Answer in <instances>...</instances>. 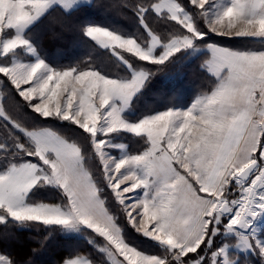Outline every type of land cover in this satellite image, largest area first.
<instances>
[{"label":"snow or ice","instance_id":"snow-or-ice-1","mask_svg":"<svg viewBox=\"0 0 264 264\" xmlns=\"http://www.w3.org/2000/svg\"><path fill=\"white\" fill-rule=\"evenodd\" d=\"M46 22L88 54L58 63ZM197 61L210 83L168 99ZM57 237L56 264H264V0H0V264Z\"/></svg>","mask_w":264,"mask_h":264},{"label":"trees","instance_id":"trees-1","mask_svg":"<svg viewBox=\"0 0 264 264\" xmlns=\"http://www.w3.org/2000/svg\"><path fill=\"white\" fill-rule=\"evenodd\" d=\"M99 3L105 5H111L118 3L119 0H98ZM98 22L105 23H120L121 26L131 25V21L127 19L126 14H123L119 9L113 7H106L101 11ZM37 32H43V40L45 49L53 56H55L56 61L60 64L71 63L74 60H78L81 57H84L88 54L89 49L92 47L89 41L83 40L80 35L76 32H64L56 36H53L52 31L48 28L47 22L45 25H41ZM232 46L240 47L243 46L241 42H227ZM63 54L64 58H61ZM204 57L201 58V61ZM197 61L196 64H193L188 68H181L177 65L175 68L170 67L166 71H182L183 76L167 87L171 89L168 95V99L172 100L178 104H187L194 98V96L199 93L208 83H210L206 74L198 70L197 65L201 62ZM157 87H162L157 85ZM157 94L155 92L150 93L148 102H154ZM15 100V101H13ZM19 97L13 96L12 99H9L5 102V107L8 109L9 113L13 115L14 118L20 119L22 122L26 123L28 126H51L56 131L61 132L62 135H72L71 130L55 124L49 123L47 125L41 123L33 125V120L30 113H26L23 109H19L17 101ZM90 168L93 171H96L95 162L90 163ZM28 233L21 235L19 242H13L10 244L8 250L12 252L13 255H16L20 258H23L25 255L29 254L31 248L38 247L37 244L33 243L30 239ZM66 242L63 239L57 237L53 242L51 247L47 249L41 256L33 258L35 264H56L62 255L66 254L65 245ZM75 243V242H71ZM84 250H87L86 247Z\"/></svg>","mask_w":264,"mask_h":264},{"label":"rangeland","instance_id":"rangeland-1","mask_svg":"<svg viewBox=\"0 0 264 264\" xmlns=\"http://www.w3.org/2000/svg\"><path fill=\"white\" fill-rule=\"evenodd\" d=\"M13 101H15V100H13ZM54 129V128H53ZM55 130V129H54Z\"/></svg>","mask_w":264,"mask_h":264}]
</instances>
